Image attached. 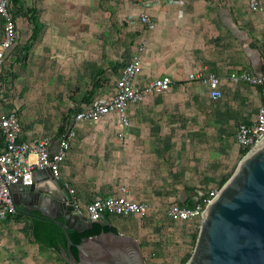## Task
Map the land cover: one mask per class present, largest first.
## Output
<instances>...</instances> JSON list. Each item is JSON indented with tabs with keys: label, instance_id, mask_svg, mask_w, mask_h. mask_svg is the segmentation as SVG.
I'll return each mask as SVG.
<instances>
[{
	"label": "crops",
	"instance_id": "0c3cea01",
	"mask_svg": "<svg viewBox=\"0 0 264 264\" xmlns=\"http://www.w3.org/2000/svg\"><path fill=\"white\" fill-rule=\"evenodd\" d=\"M137 1L141 5L139 14L147 13L155 23L150 31L141 27L144 50L140 53L142 73L137 82L145 85L171 76L174 83L167 91L147 94L128 107L132 120L124 137H120L115 116L75 123V137L56 179L67 191H75L69 195L80 207L94 198L117 196L120 188H125L129 199L147 203L149 213L145 218L109 217L110 225L118 234L139 242L147 264H184L194 247V232L178 228L189 224L170 222L167 212L173 204L193 207L209 192L219 191L241 159L243 150L235 133L240 125L255 120L261 88L233 83L229 77L234 73L264 74V0H258L256 12L249 10L248 0ZM29 9L37 12L42 25L32 49L45 25L38 9ZM27 16L30 13L23 11L16 24L18 19L27 20ZM17 50L11 54L17 55ZM30 54L24 69L22 62L12 57L0 72V115L17 108L12 95L19 76L12 72L15 66L26 72ZM200 71L219 78L221 100H211L205 88L187 82L188 74ZM98 80L100 88L92 98L103 88L100 77ZM90 88L84 91L83 99ZM86 103L69 106L61 115L37 105L17 108L22 140L33 144L49 137L50 151L55 153L65 123ZM3 148L0 136V153ZM29 160L35 161V156L30 155ZM37 177L32 188L47 191L51 179L47 175ZM13 196L18 202L23 199L19 188L13 189ZM28 209L32 216L16 212L0 224V264H65L51 250L34 242L31 224L32 220H41L37 218L41 212L32 206Z\"/></svg>",
	"mask_w": 264,
	"mask_h": 264
},
{
	"label": "built area",
	"instance_id": "2783aa9c",
	"mask_svg": "<svg viewBox=\"0 0 264 264\" xmlns=\"http://www.w3.org/2000/svg\"><path fill=\"white\" fill-rule=\"evenodd\" d=\"M142 1V0H141ZM149 2V0H143ZM251 12L259 10L258 0H248ZM13 6L10 0H0V21L2 34L0 38V72L5 63L11 58V53L19 45V34L16 19L13 18ZM138 24L152 30L155 23L147 13H140L136 18ZM144 45L138 46V53L126 62L115 85L114 93L109 97L99 98L76 111L65 123L60 133L55 153L50 151L51 138L44 137L33 144L22 140L21 120L17 108H12L0 115V136L4 141L3 151L0 153V224L14 215L13 197L10 188L15 186L32 187L35 175L42 170H48L58 178L60 165L70 151L71 142L75 137L74 124L78 122H99L108 116H115L124 137L130 119L127 109L129 106L141 102L147 94L167 91L174 83L171 76L156 78L140 85L137 79L142 73L140 53ZM229 79L233 83H245L261 88V105L255 120L251 124L240 125L235 133L237 144L242 150H250L264 138V74L253 76L249 73L231 74ZM187 82L197 83L207 90L211 100H221L223 93L219 87V78L210 72L200 71L188 74ZM35 156L30 161L29 156ZM70 195L73 189L68 190ZM125 188H120L119 194L107 198H94L84 207L72 200L74 212L83 216L91 223H100L103 217L145 218L149 213V206L143 201H134L127 197ZM218 191H211L208 197L193 207L173 204L167 212L170 222L175 224L200 223L201 216L207 204L217 195ZM1 246V243H0Z\"/></svg>",
	"mask_w": 264,
	"mask_h": 264
},
{
	"label": "rangeland",
	"instance_id": "374dc122",
	"mask_svg": "<svg viewBox=\"0 0 264 264\" xmlns=\"http://www.w3.org/2000/svg\"><path fill=\"white\" fill-rule=\"evenodd\" d=\"M32 6L38 9L45 28L30 50L29 69L21 72L15 66L12 72L19 76L12 95L16 107L37 105L47 107L46 112L64 114L69 106L82 105L97 69L103 71V88L92 100L112 93L123 65L142 40L136 19L141 10L138 1L22 0L24 13ZM17 27L19 44H23L31 27L23 18L18 19ZM1 34L0 21V38ZM199 224L178 228L193 230L194 244Z\"/></svg>",
	"mask_w": 264,
	"mask_h": 264
},
{
	"label": "water",
	"instance_id": "95a60500",
	"mask_svg": "<svg viewBox=\"0 0 264 264\" xmlns=\"http://www.w3.org/2000/svg\"><path fill=\"white\" fill-rule=\"evenodd\" d=\"M36 175L51 179L48 190L12 187V197L14 188L23 193L22 201L13 198V206L15 212L28 216H32L28 209L32 206L41 212L38 219L61 228L67 243L60 249L65 264H147L139 242L132 236L102 232L73 244L68 231L84 233L93 229V223L74 212L71 196L50 171ZM102 222L104 227L111 226L107 217ZM72 248L77 250V257ZM185 264H264V138L238 161L205 207Z\"/></svg>",
	"mask_w": 264,
	"mask_h": 264
},
{
	"label": "trees",
	"instance_id": "16d2710c",
	"mask_svg": "<svg viewBox=\"0 0 264 264\" xmlns=\"http://www.w3.org/2000/svg\"><path fill=\"white\" fill-rule=\"evenodd\" d=\"M10 2L13 6V10H12L13 18L17 19L19 16L23 15L24 10H22L21 8L22 0H10ZM28 12L30 13V16H27V21L29 22L31 26V36L29 40L23 45V49L21 47L20 50H17L20 48L19 47L20 44L15 47V49L17 50V55L11 54V58L15 57L16 59H18L19 62H22L21 64L22 69L26 67L25 61L27 59V53L30 51L32 43L36 41L40 33V30L42 28V25L39 22L38 17H37V12L34 9H29L27 10V13ZM101 74H102V71L97 70L96 76L92 80L90 92H88L86 97H84L83 99L84 102L89 103L91 101L92 95L100 88L98 79ZM247 151L248 150L242 151L241 158L247 153ZM231 174L232 172L227 176V178L224 180L222 185L227 181V179L231 176ZM107 218L109 217L107 216ZM102 232L117 233L116 230L112 226L104 227L103 222H100V223H93L92 230L86 231L84 233L68 231V235L71 241L73 242V244L77 245L80 243L82 238L95 236ZM31 235L36 244H38L40 247L44 249L51 250L57 256L58 259L62 260L60 256V249L66 248L67 243H66L65 236L61 228L57 224L52 223L50 221H44V220H36V219L32 220ZM72 253L75 257H77V250L75 248H72ZM186 261L184 262V264L186 263Z\"/></svg>",
	"mask_w": 264,
	"mask_h": 264
}]
</instances>
